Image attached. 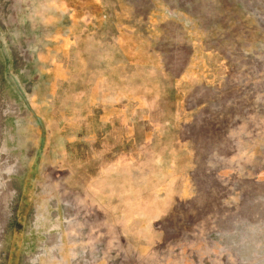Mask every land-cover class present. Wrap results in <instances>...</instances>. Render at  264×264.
Here are the masks:
<instances>
[{
    "label": "rangeland",
    "instance_id": "rangeland-1",
    "mask_svg": "<svg viewBox=\"0 0 264 264\" xmlns=\"http://www.w3.org/2000/svg\"><path fill=\"white\" fill-rule=\"evenodd\" d=\"M153 1L0 0V264L45 259L39 234L54 222L35 199L40 171L66 170L59 161L100 171V107L140 105L186 109L191 123L179 150L194 191L170 214L174 242L154 264H264V0H156L166 17L184 14V31L152 17ZM134 48L185 64L168 68V94L100 92V72L111 80ZM196 52L209 60L206 80L190 66ZM212 138L230 143H195ZM177 237L187 258H176Z\"/></svg>",
    "mask_w": 264,
    "mask_h": 264
},
{
    "label": "crops",
    "instance_id": "crops-1",
    "mask_svg": "<svg viewBox=\"0 0 264 264\" xmlns=\"http://www.w3.org/2000/svg\"><path fill=\"white\" fill-rule=\"evenodd\" d=\"M153 2L157 13L152 17L167 18V29L186 30L187 26L180 21L185 19L184 14L177 15L176 20L166 17L164 9L158 8L156 0ZM192 28L200 32L198 26ZM160 32L164 31L153 33ZM208 62L201 52L190 60L191 67L201 70L203 80L208 78ZM180 65L185 64L162 54L148 62L140 57L120 62L111 80L100 72V92L168 94L174 84L168 68ZM138 68L143 73L140 79ZM189 114L186 109L174 111L147 105L100 107V171L88 163L72 171V166L66 167V163L59 161L52 167L66 170L39 173V195L35 199L41 202L46 199V215L54 222L49 231L39 234L42 237L39 248L45 250L48 246L40 264H57L50 255L52 248L65 263L86 248L100 251L96 264H154L169 257L163 250V244L174 242L169 216L176 207L183 209L181 201L194 191L189 184L186 186L184 153L179 150L186 144L185 127L191 123L185 122V115ZM218 115L227 120V113ZM228 124L216 122L214 129L230 130ZM202 142L219 146L228 145L230 140L212 138L195 143ZM140 162L144 165L137 167ZM93 177H100V181L89 182ZM75 178L79 181L73 184ZM64 203L70 206L67 209L73 219L66 228ZM191 207L194 210L198 205ZM44 219L38 216L35 222ZM176 239V258H187L190 251L186 250L184 239Z\"/></svg>",
    "mask_w": 264,
    "mask_h": 264
},
{
    "label": "built area",
    "instance_id": "built-area-1",
    "mask_svg": "<svg viewBox=\"0 0 264 264\" xmlns=\"http://www.w3.org/2000/svg\"><path fill=\"white\" fill-rule=\"evenodd\" d=\"M66 214L63 218V223L65 228L67 225L69 226L70 223L73 221L72 217L70 216V212L67 208H70V206L66 203H64ZM44 248H39L37 251V254L35 257L38 259L41 257V251H43ZM100 249V248H99ZM57 262V264H95L100 260V251H91L88 250V248L85 249V251L77 253L74 255L68 263L62 262L59 256L57 255L56 251L54 248L51 249V254H50Z\"/></svg>",
    "mask_w": 264,
    "mask_h": 264
}]
</instances>
